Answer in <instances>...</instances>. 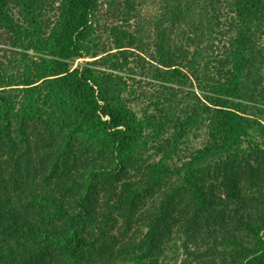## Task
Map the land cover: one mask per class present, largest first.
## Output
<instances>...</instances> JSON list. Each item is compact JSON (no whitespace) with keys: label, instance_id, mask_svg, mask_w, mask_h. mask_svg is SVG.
Here are the masks:
<instances>
[{"label":"trees","instance_id":"trees-1","mask_svg":"<svg viewBox=\"0 0 264 264\" xmlns=\"http://www.w3.org/2000/svg\"><path fill=\"white\" fill-rule=\"evenodd\" d=\"M0 264H264V0H0Z\"/></svg>","mask_w":264,"mask_h":264},{"label":"rangeland","instance_id":"rangeland-1","mask_svg":"<svg viewBox=\"0 0 264 264\" xmlns=\"http://www.w3.org/2000/svg\"><path fill=\"white\" fill-rule=\"evenodd\" d=\"M145 9L147 10V12H152L154 10V6L151 4V2H149Z\"/></svg>","mask_w":264,"mask_h":264}]
</instances>
